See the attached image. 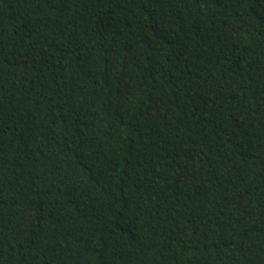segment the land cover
Segmentation results:
<instances>
[{
	"label": "trees",
	"instance_id": "trees-1",
	"mask_svg": "<svg viewBox=\"0 0 264 264\" xmlns=\"http://www.w3.org/2000/svg\"><path fill=\"white\" fill-rule=\"evenodd\" d=\"M0 264H264V0H0Z\"/></svg>",
	"mask_w": 264,
	"mask_h": 264
}]
</instances>
